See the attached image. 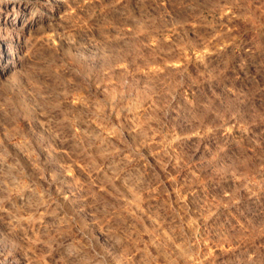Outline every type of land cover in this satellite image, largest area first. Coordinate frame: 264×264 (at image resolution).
<instances>
[{"label": "rangeland", "instance_id": "1", "mask_svg": "<svg viewBox=\"0 0 264 264\" xmlns=\"http://www.w3.org/2000/svg\"><path fill=\"white\" fill-rule=\"evenodd\" d=\"M0 264H264V0H0Z\"/></svg>", "mask_w": 264, "mask_h": 264}, {"label": "bare ground", "instance_id": "2", "mask_svg": "<svg viewBox=\"0 0 264 264\" xmlns=\"http://www.w3.org/2000/svg\"><path fill=\"white\" fill-rule=\"evenodd\" d=\"M20 3H22V2H20V1H17V2H15L14 4H12L13 5V9L14 8H16V6H18V5H20ZM11 5V6H12ZM10 9V8H9ZM28 12V11H27ZM47 12V11H46ZM49 12V11H48ZM31 14V13H30ZM57 15V14H56ZM39 24V23H38ZM12 26H13V24H12ZM19 26H21V25H19ZM40 26H41V24H40ZM22 27H24V26H22ZM39 27V26H38ZM42 28V27H41ZM18 29H20V28H18ZM28 31V30H27ZM39 31H40V29H39ZM25 34V33H24ZM30 34V33H29ZM28 35V34H27ZM29 37V36H28ZM9 41V40H8ZM12 42V41H11ZM10 41L9 42H6L5 44L7 45V55H6V57H4V61L8 64V63H11V62H14V52H13V46H12V43H11ZM3 43V42H2ZM16 44H18V43H16ZM17 49V48H16ZM23 54V53H22ZM20 57V56H19ZM21 59V58H20ZM20 62H22V61H20ZM3 63V62H2ZM10 71V70H9ZM6 73V72H5ZM13 73V72H12ZM11 75V74H10ZM160 248V247H159ZM161 249V248H160ZM165 252V251H164ZM165 256H166V254H165Z\"/></svg>", "mask_w": 264, "mask_h": 264}]
</instances>
